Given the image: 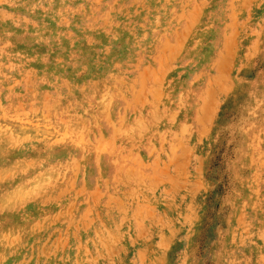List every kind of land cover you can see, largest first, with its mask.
<instances>
[{
    "label": "rangeland",
    "instance_id": "1",
    "mask_svg": "<svg viewBox=\"0 0 264 264\" xmlns=\"http://www.w3.org/2000/svg\"><path fill=\"white\" fill-rule=\"evenodd\" d=\"M0 264H264V0H0Z\"/></svg>",
    "mask_w": 264,
    "mask_h": 264
},
{
    "label": "bare ground",
    "instance_id": "2",
    "mask_svg": "<svg viewBox=\"0 0 264 264\" xmlns=\"http://www.w3.org/2000/svg\"><path fill=\"white\" fill-rule=\"evenodd\" d=\"M166 3H167V2H166ZM160 9H161V8H160ZM159 12H160V11H159ZM155 18H156V17H155ZM159 20H160V19H159ZM156 26H157V25H156ZM156 26H154V27H156ZM108 91H109V90H108ZM103 94H104V93H103ZM108 95H109V94H108ZM110 95H111V94H110ZM105 97H106V93H105ZM110 98H111V97H110ZM108 100H110V99L108 98ZM105 102H106V101H105ZM107 102H108V101H107ZM110 102H111V101H110ZM110 102H109V103H110ZM110 104H111V103H110ZM110 104H109V105H110ZM101 105H102V104H101ZM101 105H100V106H101ZM107 105H108V103H107ZM102 106L104 107L105 105H102ZM101 108H102V107H101ZM105 108H106V107H105ZM126 108H127V107H126ZM126 108H124V111H125ZM106 111H107V109H106ZM84 115H85V114H84ZM104 115H105V114H104ZM124 115H125V114H124ZM125 116H126V115H125ZM125 116H124V117H125ZM93 119H94V118H93ZM120 121H121V120H120ZM65 167H66V166H65ZM56 168H57V167H56Z\"/></svg>",
    "mask_w": 264,
    "mask_h": 264
}]
</instances>
